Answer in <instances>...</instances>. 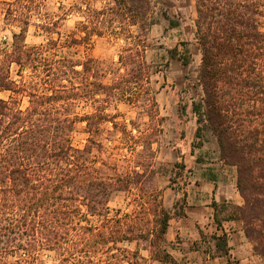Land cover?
I'll use <instances>...</instances> for the list:
<instances>
[{
    "label": "trees",
    "instance_id": "trees-1",
    "mask_svg": "<svg viewBox=\"0 0 264 264\" xmlns=\"http://www.w3.org/2000/svg\"><path fill=\"white\" fill-rule=\"evenodd\" d=\"M100 1L105 3L100 11L87 13L96 22L82 25L85 36L51 38L45 46L26 43L37 0L7 3V20L20 24L21 31L13 35L11 50L0 52V264H48L52 255L56 264H143L138 249L120 247L140 241L150 243L152 261L180 264L156 246L164 240L171 214L157 185L162 172L155 168L154 142H135L131 153L141 147L146 160L121 172L114 154L102 157L105 147L94 138L103 123L119 127L117 117L101 104L117 95L126 97L122 90L132 87L152 94L150 79L156 71L146 59V43L158 23L157 13L152 0ZM195 6L194 44L201 54L197 79L202 90L192 107L198 125L195 147L212 136L221 159L237 167L244 205L234 207L233 216L243 221L246 236L264 259V0H195ZM108 15L132 41L120 56L125 72L111 85L103 82L105 74L94 58L75 59L61 50L89 45L94 34L103 36ZM163 17L173 28L181 25ZM60 21L37 26L51 34ZM129 27H136L137 34ZM189 46L181 42L167 49L168 59L190 65ZM12 64L19 66V81L11 75ZM4 92L11 94L9 99L1 97ZM22 96L29 99L25 108ZM81 100L97 105L95 112L79 114ZM126 101L135 104L137 99L129 94ZM149 102L156 104L153 96ZM81 123H86L90 137L78 148L74 135ZM181 168L174 166L172 181ZM145 185L150 192L144 193ZM134 191L149 198L141 207L144 216H153L152 224L137 223L136 212L111 208L118 196ZM90 217L99 223H90Z\"/></svg>",
    "mask_w": 264,
    "mask_h": 264
},
{
    "label": "rangeland",
    "instance_id": "rangeland-1",
    "mask_svg": "<svg viewBox=\"0 0 264 264\" xmlns=\"http://www.w3.org/2000/svg\"><path fill=\"white\" fill-rule=\"evenodd\" d=\"M13 1L0 0V52L1 50H11L14 42L13 35L21 31L20 24L11 18L7 20L6 17L7 3ZM152 3L158 19V23L151 28L146 43L148 45L146 59L153 67L154 72L156 71L150 79L152 94L148 95L145 88L132 87L122 90L126 97L122 98L124 95H117V99L110 98L108 103L101 104L108 109L109 114L117 117L116 121L119 123V127L114 129L112 123H103L100 126V132L94 134V138L105 147L106 154L102 157L114 154L121 172L146 160V157L139 153L142 150L141 147H137V152L134 155L131 153V147L135 142H137V146L142 145V141L148 138L154 142L153 149L159 158L162 156L160 148L180 150L179 146L184 141L187 142V136L190 133H196L198 129L192 113L193 100L199 101L202 97V90L198 86L197 79L201 54L194 44V21L197 19L195 0H152ZM104 4L100 0H37L34 17L26 34V43L29 46H45L51 38L57 40L62 37L65 40L74 34L77 38L80 34L85 36L84 32L80 33L83 31L82 25L92 27L93 24L89 21L96 22V17L88 16L89 10L100 11ZM64 13H67L68 16L65 20L60 21L59 19L63 18ZM163 14H166V17L168 16L170 19L179 21L181 25L171 27ZM111 19L109 15L104 18V35L99 37L94 34L89 45L61 49L63 55L72 56L75 59L82 60L85 56L94 58L102 70L101 72L105 74L102 78L103 82L108 85L116 82L119 79V74L125 72L120 63V56L132 42L130 39H126L128 33L120 29L121 24ZM56 21L60 22L57 27L53 28L51 34L37 26L45 22ZM129 31L134 35L137 34L136 27H129ZM91 34L93 33L91 32ZM181 42L190 43L189 47L193 56L192 62L188 66L177 59L169 60L167 57L166 50L174 48ZM47 56L53 57L51 52L47 53ZM11 75L16 81L21 79L18 65L12 64ZM29 75V71L25 72L27 80H29ZM129 94H133L137 99L135 104L126 101ZM10 96L9 92L1 94V97L6 100ZM150 96L155 98L157 105L149 102ZM20 100L24 108L28 106V97L22 96ZM77 106V112L82 115L95 112L97 105L81 100ZM77 128L74 145L83 148L90 135L86 132V123L79 124ZM213 140H215L214 137H207L205 143L208 148L213 147ZM165 154L168 156V161L157 160L155 165L156 170L162 172L157 177V185L161 190H163L165 182L169 180L168 178L174 175V164L169 162L172 157H169V151ZM150 190V185L144 186V193L150 192ZM148 200L149 198L146 197L143 199L139 191H134L118 196L110 206L112 209H120L124 213L136 212V222L147 224L148 221L151 223L153 216H144L145 209H142L141 204ZM146 207L151 208L152 205H146ZM233 208L230 209L233 211ZM89 221L92 224L99 223L97 217H90ZM149 244V242L140 241L120 244V247L132 251L138 249L140 263L161 264L151 260ZM164 245L165 242L162 240L156 246L159 250H163ZM141 257L146 261H143ZM54 259V255L47 259L48 264H56Z\"/></svg>",
    "mask_w": 264,
    "mask_h": 264
},
{
    "label": "crops",
    "instance_id": "crops-1",
    "mask_svg": "<svg viewBox=\"0 0 264 264\" xmlns=\"http://www.w3.org/2000/svg\"><path fill=\"white\" fill-rule=\"evenodd\" d=\"M196 141V133H190L180 150L160 148L157 157L166 162L169 151V162L182 164L181 174L163 187V204L171 214L165 252L180 264H264L230 209L244 205L237 167L221 159L216 139L212 148L205 142L195 147Z\"/></svg>",
    "mask_w": 264,
    "mask_h": 264
}]
</instances>
